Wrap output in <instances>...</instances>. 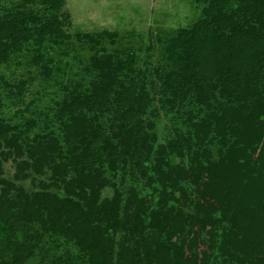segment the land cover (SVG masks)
<instances>
[{"label":"trees","instance_id":"obj_1","mask_svg":"<svg viewBox=\"0 0 264 264\" xmlns=\"http://www.w3.org/2000/svg\"><path fill=\"white\" fill-rule=\"evenodd\" d=\"M221 2L211 0L165 50L182 101L191 91L207 106L215 91L227 98L199 122L190 116L188 135L166 145L155 147L144 125L156 96L145 67L132 57L97 56L100 38L115 33L83 36L93 52L82 68L89 80L65 87L59 104L65 150L37 135L28 144L31 163L24 162L47 170L61 193L0 180V264H264V0L228 9ZM63 6L22 0L13 13L0 12V58L28 50L48 76L44 50L71 39ZM105 103L108 134L82 112ZM208 145L218 147L216 160L204 158ZM167 154H187L186 164H170ZM104 167L111 180L121 172L118 183ZM105 185L114 189L110 200H100Z\"/></svg>","mask_w":264,"mask_h":264},{"label":"rangeland","instance_id":"obj_2","mask_svg":"<svg viewBox=\"0 0 264 264\" xmlns=\"http://www.w3.org/2000/svg\"><path fill=\"white\" fill-rule=\"evenodd\" d=\"M21 1L0 0V12L9 14ZM235 1L237 0H222V8H233ZM210 2L211 0H64L63 12L68 17L65 32L71 39L64 46H47L44 50V55L52 59V72L48 76L31 63L33 52L28 50L0 58V129H3L6 136V139L0 137V180L20 185L27 192L46 187L52 192L61 193L58 187L52 185L51 174L47 170H36L37 173L24 162L31 163L27 154L28 144L37 135H47L43 141L52 144H49L50 147L65 150L60 131L62 119L59 104L67 94L65 87L71 89V85L89 80L82 68L93 52L85 42L84 35L95 37L99 33H115L109 38H100V46L96 49L101 52L97 56L107 54L122 60L132 57L135 67H145L147 88L156 92L143 116L153 145H166L177 141L179 136L186 137L187 131L191 130L188 118L191 116L194 122H199L207 117L212 106L224 104L227 96H221L215 91L207 106L203 99L198 101L196 93L191 91L185 102L182 101L177 94H183L184 87L170 75L175 68L170 67L165 48L178 29L191 27L202 18ZM33 8L40 10L38 5ZM259 23L264 26V17ZM156 68L158 73L155 72ZM165 68L169 71L168 79L163 78ZM174 91H178L176 99L168 97L167 93ZM173 100L177 102L173 103ZM108 108L109 104L105 103L92 111L82 112L87 118L97 117L92 125L108 134L112 119ZM203 150L205 152H201L204 158H218L216 145H208ZM186 157L187 154L184 159L167 154L170 164L174 165L182 160L186 164ZM103 172L104 177L111 180L106 167ZM70 173L65 180H69ZM116 174V178L111 180L113 183H118L121 172L117 170ZM179 185L184 188L186 196L192 197V187L187 181L181 180ZM2 186L0 184V188ZM113 195L112 186L105 185L100 192V200H110ZM175 195L178 196V193ZM152 234L151 232L150 236Z\"/></svg>","mask_w":264,"mask_h":264}]
</instances>
